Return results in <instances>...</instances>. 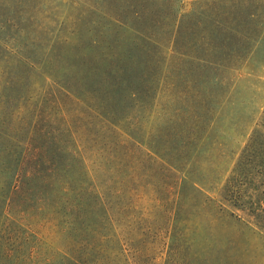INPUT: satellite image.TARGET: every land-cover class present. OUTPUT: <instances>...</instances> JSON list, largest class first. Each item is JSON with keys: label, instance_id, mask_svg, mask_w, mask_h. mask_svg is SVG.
Wrapping results in <instances>:
<instances>
[{"label": "rangeland", "instance_id": "rangeland-1", "mask_svg": "<svg viewBox=\"0 0 264 264\" xmlns=\"http://www.w3.org/2000/svg\"><path fill=\"white\" fill-rule=\"evenodd\" d=\"M201 1L179 0L180 13ZM133 23V0H0L2 145L54 139L81 165L77 180H64L73 191L42 210L23 195L0 199V264H28L29 255L30 264H264V233L214 192L264 110V25L213 116L196 121L166 47L157 70L134 71L126 51L146 41ZM94 38L103 62L88 48ZM82 59L105 79H83ZM75 190L85 192L71 208Z\"/></svg>", "mask_w": 264, "mask_h": 264}, {"label": "trees", "instance_id": "trees-1", "mask_svg": "<svg viewBox=\"0 0 264 264\" xmlns=\"http://www.w3.org/2000/svg\"><path fill=\"white\" fill-rule=\"evenodd\" d=\"M263 18L264 0H203L197 9L184 14L180 13L179 0H133L134 31L146 43L137 46L134 54L131 49L126 51V58L130 57L138 74L155 71L164 56L159 49L166 47L175 61L172 72L176 83L183 86L182 92L187 95L183 101L198 110V115L193 114L196 121L204 120L213 116L215 105L228 89L230 71L245 60L258 42ZM115 22L126 25L119 18ZM164 40L168 41L167 46L161 43ZM102 42L103 39L94 38L88 48L103 62ZM86 62L82 59L79 67L84 72L83 79L98 83L105 79L96 73L98 67ZM69 65L72 66L66 62L59 70L66 72ZM106 74L112 78L111 72ZM251 122L254 128L249 142L236 160L228 162L214 192L221 208L264 233V110L256 111ZM4 141L0 137V174L6 191L0 193V199L9 200L10 204L13 197L23 195L24 200L40 204L38 208L42 210V206L56 202L61 192L68 196L73 191L64 180L70 175L75 180L79 178V170L73 171L74 165L80 164L76 151L63 154L62 147L49 145L55 143L49 138L33 149L28 141L12 142L11 149L2 145ZM219 167L220 164L214 169ZM206 180L212 183L211 179ZM75 192L73 201H65L71 208L79 206L75 200L77 196L82 199L85 191ZM2 258L8 263L14 260L9 251ZM21 259L25 261L24 256ZM26 259L32 263L30 255ZM82 262L63 258L58 264H85Z\"/></svg>", "mask_w": 264, "mask_h": 264}]
</instances>
